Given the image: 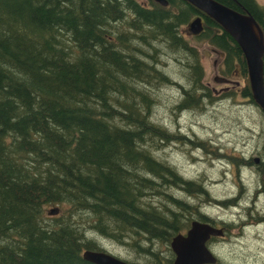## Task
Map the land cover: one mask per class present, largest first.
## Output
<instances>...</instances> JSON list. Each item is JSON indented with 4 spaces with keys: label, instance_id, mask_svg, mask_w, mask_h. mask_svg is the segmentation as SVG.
<instances>
[{
    "label": "trees",
    "instance_id": "1",
    "mask_svg": "<svg viewBox=\"0 0 264 264\" xmlns=\"http://www.w3.org/2000/svg\"><path fill=\"white\" fill-rule=\"evenodd\" d=\"M217 1L252 15L264 34V5ZM154 2L0 0V264H94L82 251L104 250L88 230L118 242L132 233L170 243L182 233L183 200L164 194L180 211L169 214L145 200L163 194L160 187L189 191L192 182L142 148L146 135H168L148 120L149 98L135 86L153 69L133 54L131 32L190 56L193 87L179 108L203 96L194 94L198 56L179 31L193 17L204 25L196 36L223 52L227 73L237 64L248 77L247 65L232 36L201 10L184 0ZM242 96L256 104L250 86ZM59 203L69 205L63 218L44 223L45 205ZM76 214L87 226L70 220Z\"/></svg>",
    "mask_w": 264,
    "mask_h": 264
},
{
    "label": "rangeland",
    "instance_id": "2",
    "mask_svg": "<svg viewBox=\"0 0 264 264\" xmlns=\"http://www.w3.org/2000/svg\"><path fill=\"white\" fill-rule=\"evenodd\" d=\"M137 1L156 4L155 0ZM256 1L264 5V0ZM189 22L181 25L179 31L198 56L202 75L194 94L203 96L197 105L186 108L178 106L185 97L184 90L193 87L188 53L172 49L164 41L143 44L135 31L130 35L132 45L139 49L133 54L153 69L135 83L137 90L149 98L147 118L164 128L168 135L166 139L146 135L142 148L156 160L173 167L184 180L192 182L189 191L182 185L160 187L163 194H151L145 200L165 214H169L168 210L180 211L164 194L183 200L189 210L183 211L182 233L190 227L191 220L200 219L202 214L217 226L224 225L227 228L225 236L208 245L218 259L216 264H264V184L261 179L264 174V113L242 96L244 87L249 86L248 77L242 75L237 64L227 73L223 52L206 38L191 34ZM115 26L118 30H126L124 22H117ZM216 76L229 78L230 82H216ZM139 97H136L137 102H140ZM146 110L143 109L144 114ZM256 156L262 161L259 167L253 162ZM197 185L201 186V191ZM68 206L46 204L43 222L51 224L61 220ZM54 207L59 208L58 212L49 214ZM84 215H73L70 220H79L87 226ZM88 232L86 237L96 240L100 249L134 264L174 259L169 242L149 241L132 233L118 242ZM137 237L138 245L135 243ZM151 252L156 253V259Z\"/></svg>",
    "mask_w": 264,
    "mask_h": 264
},
{
    "label": "water",
    "instance_id": "3",
    "mask_svg": "<svg viewBox=\"0 0 264 264\" xmlns=\"http://www.w3.org/2000/svg\"><path fill=\"white\" fill-rule=\"evenodd\" d=\"M165 6L168 0H155ZM214 19L239 45L247 65V75L252 98L264 112V34L257 21L247 12H239L217 0H184ZM204 29L201 16H196L188 23V30L193 35ZM216 82L227 83L224 76H216ZM54 207L49 214L58 212ZM223 227L211 223L193 220L185 233L176 234L170 241L174 253L173 264H215L217 257L207 246L211 236H223ZM83 259L94 264H134L106 251L85 249Z\"/></svg>",
    "mask_w": 264,
    "mask_h": 264
},
{
    "label": "flooded vegetation",
    "instance_id": "4",
    "mask_svg": "<svg viewBox=\"0 0 264 264\" xmlns=\"http://www.w3.org/2000/svg\"><path fill=\"white\" fill-rule=\"evenodd\" d=\"M228 82L227 83H229L230 82V79L228 78ZM247 162V161H246ZM253 162H254V164H256V166L257 167H259V164L262 162L261 161V159H260V157L259 156H256L255 158H253ZM247 164H251V161H248L247 162ZM261 179H262V182H263V184H264V174L262 173L261 174ZM208 217V216H207ZM193 220H199V221H202V220H200V219H193ZM193 220H191V221H193ZM203 222H208V223H212L213 225H216L215 224V222L214 221H212L209 217H208V220L207 221H203ZM217 226V225H216ZM217 227H223V229H224V235L223 236H211L210 237V239L207 241V246L208 245H210V243L211 242H213V241H215L216 239H218V238H222V237H224L225 236V234H226V232H227V228L223 225H221V226H217ZM186 232V231H185ZM184 232V233H185Z\"/></svg>",
    "mask_w": 264,
    "mask_h": 264
}]
</instances>
